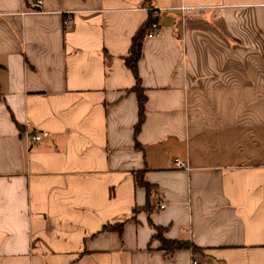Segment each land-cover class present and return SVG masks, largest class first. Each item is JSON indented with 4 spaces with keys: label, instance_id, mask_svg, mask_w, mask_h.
Segmentation results:
<instances>
[{
    "label": "crops",
    "instance_id": "1",
    "mask_svg": "<svg viewBox=\"0 0 264 264\" xmlns=\"http://www.w3.org/2000/svg\"><path fill=\"white\" fill-rule=\"evenodd\" d=\"M0 85V264H264V0H0Z\"/></svg>",
    "mask_w": 264,
    "mask_h": 264
},
{
    "label": "trees",
    "instance_id": "2",
    "mask_svg": "<svg viewBox=\"0 0 264 264\" xmlns=\"http://www.w3.org/2000/svg\"><path fill=\"white\" fill-rule=\"evenodd\" d=\"M153 22V20H150L148 22V24H146L145 26H143L141 29H139L137 31V33L135 34V36L133 37L132 40V45H131V55L125 58V63L126 65H128V67L132 70L135 79H137V84L135 86V90L138 94V98H139V120H138V124L136 126L135 129V134H137L139 132V130L141 129V127L143 126V122L145 120V116H146V108H145V104L147 101V96L144 93L142 87H141V79H140V74H139V60L142 56V47H143V41L145 38H147V31L148 28L150 27L151 23ZM0 99L2 98V92H1V85H0ZM136 182L138 184V186H142L143 188H145L147 190L148 195H150V193L153 190V187L143 179V176L139 173L137 178H136ZM150 205L151 202L148 201V204L146 206L147 209H150ZM158 231L155 234L154 239H158L161 243V249L166 250V251H174L177 249H181V248H185V247H189V243L186 241H180V240H172V239H166L163 236V228H157Z\"/></svg>",
    "mask_w": 264,
    "mask_h": 264
},
{
    "label": "built area",
    "instance_id": "3",
    "mask_svg": "<svg viewBox=\"0 0 264 264\" xmlns=\"http://www.w3.org/2000/svg\"><path fill=\"white\" fill-rule=\"evenodd\" d=\"M37 3L39 5H41L43 3V0H37ZM181 10H182L183 15H185L186 13H191V11H193V6L189 7V6L183 5V6H181ZM68 22H69V19L67 18L64 23L69 24ZM146 35H147V38L148 37H150V38L159 37L161 35L160 34V28H159V25L157 22L151 23L150 27L148 28ZM43 135H45V134L44 133H38V132H34V133L28 132L25 134L26 139L28 141H34V142L41 140ZM174 163L180 169H182L183 167H186L185 162L183 160L177 158V157L174 158ZM165 206L166 205H165L164 201H162V203H160V205H159L160 208H164Z\"/></svg>",
    "mask_w": 264,
    "mask_h": 264
}]
</instances>
